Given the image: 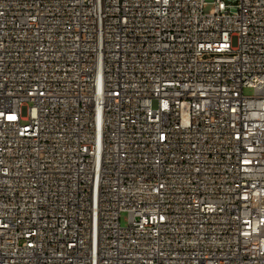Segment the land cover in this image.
<instances>
[{
    "label": "built area",
    "instance_id": "built-area-1",
    "mask_svg": "<svg viewBox=\"0 0 264 264\" xmlns=\"http://www.w3.org/2000/svg\"><path fill=\"white\" fill-rule=\"evenodd\" d=\"M0 264H264V0H0Z\"/></svg>",
    "mask_w": 264,
    "mask_h": 264
},
{
    "label": "rangeland",
    "instance_id": "rangeland-1",
    "mask_svg": "<svg viewBox=\"0 0 264 264\" xmlns=\"http://www.w3.org/2000/svg\"><path fill=\"white\" fill-rule=\"evenodd\" d=\"M209 8H210V6L207 7V9H209ZM245 92H246V94H252V93H253V89H251V88H246V89H245ZM127 221H128V214H127V212H124V213L122 214V223L125 225V224H127Z\"/></svg>",
    "mask_w": 264,
    "mask_h": 264
}]
</instances>
